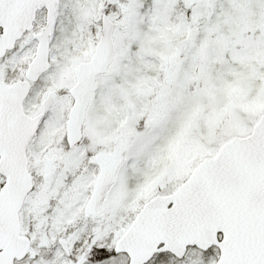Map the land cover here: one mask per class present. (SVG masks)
Listing matches in <instances>:
<instances>
[{
  "label": "snow or ice",
  "instance_id": "6c2138e0",
  "mask_svg": "<svg viewBox=\"0 0 264 264\" xmlns=\"http://www.w3.org/2000/svg\"><path fill=\"white\" fill-rule=\"evenodd\" d=\"M0 264H264V0H0Z\"/></svg>",
  "mask_w": 264,
  "mask_h": 264
}]
</instances>
